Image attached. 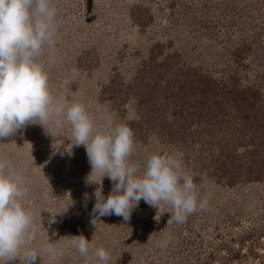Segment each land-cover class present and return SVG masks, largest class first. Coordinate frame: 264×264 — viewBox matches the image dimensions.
<instances>
[{
	"label": "rangeland",
	"instance_id": "rangeland-1",
	"mask_svg": "<svg viewBox=\"0 0 264 264\" xmlns=\"http://www.w3.org/2000/svg\"><path fill=\"white\" fill-rule=\"evenodd\" d=\"M54 4L56 42L40 58L53 95L84 104L98 130L127 124L141 168L151 153L178 154L208 204L168 223L170 205L141 199L128 221L112 214L94 225V193L107 197L113 182L87 180L70 124L29 123L0 138V157L27 180L34 264H84L70 246L55 258L43 251L80 234L110 252L109 264H264V0Z\"/></svg>",
	"mask_w": 264,
	"mask_h": 264
},
{
	"label": "clouds",
	"instance_id": "clouds-1",
	"mask_svg": "<svg viewBox=\"0 0 264 264\" xmlns=\"http://www.w3.org/2000/svg\"><path fill=\"white\" fill-rule=\"evenodd\" d=\"M56 17L54 0H0V138L29 123L44 128L48 123L70 124L73 145L85 147L91 166L87 180L95 182L89 178L98 175L101 183L104 177L113 182L107 197L101 189L94 193V225L99 217L112 214L128 221L141 199L153 207L159 208L161 202L170 205L168 223H183L190 214L204 209L208 198L200 196L193 175L184 169L178 154L151 153L141 168L130 159L135 143L127 124L109 122L106 130H98L84 104L53 95L40 58L45 47L56 42ZM72 71L77 73L78 69ZM28 191L23 171L10 159L0 157V261L5 264L17 258L21 264H34L41 257L30 246L37 227L23 203ZM84 195L88 198V193ZM170 239L165 234L158 246L167 247ZM69 246L83 257L84 264H109L110 252L102 246L93 248L92 240L83 234L67 235L54 242L49 239L43 251L55 258Z\"/></svg>",
	"mask_w": 264,
	"mask_h": 264
}]
</instances>
